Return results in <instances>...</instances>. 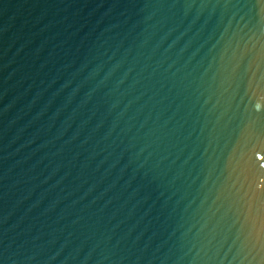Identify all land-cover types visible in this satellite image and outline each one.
<instances>
[{"label": "water", "instance_id": "obj_1", "mask_svg": "<svg viewBox=\"0 0 264 264\" xmlns=\"http://www.w3.org/2000/svg\"><path fill=\"white\" fill-rule=\"evenodd\" d=\"M0 264H264V0H0Z\"/></svg>", "mask_w": 264, "mask_h": 264}]
</instances>
